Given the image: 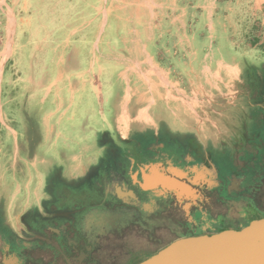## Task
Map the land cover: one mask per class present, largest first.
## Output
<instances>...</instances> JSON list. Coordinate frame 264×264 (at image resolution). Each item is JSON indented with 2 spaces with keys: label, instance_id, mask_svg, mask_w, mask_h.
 <instances>
[{
  "label": "crops",
  "instance_id": "crops-1",
  "mask_svg": "<svg viewBox=\"0 0 264 264\" xmlns=\"http://www.w3.org/2000/svg\"><path fill=\"white\" fill-rule=\"evenodd\" d=\"M240 20H259L264 25V0H0L1 121L2 83L8 68L11 92L23 93L29 105L32 99L39 100L34 111L41 116L39 125L51 137L19 145L15 130L8 127L14 134V150L6 154L0 151V158L11 156L17 161L19 156L30 174L35 164L38 177L37 164L46 162L49 148H57L58 141L75 145L74 153L58 148L68 164V175L55 171L60 178L71 180L96 159L93 149L97 134L101 137L99 151L103 152L116 141H127L133 125L139 126L135 131L149 127L155 131L201 133L204 125L212 123L205 117L209 108L205 98L209 96L204 97L205 86L201 84L208 67L215 63L213 77L225 89L234 80L240 81L243 71L249 68L244 67L247 61L238 54L240 50L232 38ZM186 41L199 48L198 67L206 72L195 75L199 95L192 97L183 95L176 70V46L183 45L180 50L185 56ZM262 43L250 45L251 50L262 48ZM24 49L32 56L25 80L19 69ZM48 51L57 59L55 78L45 84L43 56ZM183 60L178 68L186 65L185 57ZM249 69L262 73L254 65ZM220 88L224 97L226 91ZM104 92L107 96L114 93L112 124L98 128L94 113L89 112L82 97L93 96L101 101ZM47 99L52 105L48 111L43 107ZM84 135L92 138L88 141ZM27 177L29 182L33 176ZM29 195L24 206L29 204Z\"/></svg>",
  "mask_w": 264,
  "mask_h": 264
},
{
  "label": "flooded vegetation",
  "instance_id": "flooded-vegetation-1",
  "mask_svg": "<svg viewBox=\"0 0 264 264\" xmlns=\"http://www.w3.org/2000/svg\"><path fill=\"white\" fill-rule=\"evenodd\" d=\"M259 70L226 87L230 100L201 133L133 125L78 177L49 175L18 229L0 198V264H139L183 241L264 237Z\"/></svg>",
  "mask_w": 264,
  "mask_h": 264
},
{
  "label": "rangeland",
  "instance_id": "rangeland-1",
  "mask_svg": "<svg viewBox=\"0 0 264 264\" xmlns=\"http://www.w3.org/2000/svg\"><path fill=\"white\" fill-rule=\"evenodd\" d=\"M232 23L233 22L231 21L229 26H231ZM235 27L239 30L232 36V38L233 42L235 43V47H237L241 52H239L238 54L243 56L244 60L247 61L244 67L253 68L254 65L255 68H260L261 64H264V25H261L259 20H254L251 22H248L246 20H240L239 22H236ZM231 30H233L232 27L229 28V31ZM259 41L263 42L260 46L262 48H259L255 51L251 50L250 47L253 46L255 43L257 44ZM176 47L177 78L181 79L182 81L181 88L183 91V95L192 97V95H197L199 93L197 91V88H199L200 86L199 83H197L199 82V79H196L195 75L203 76L206 73L205 68L201 69L200 67H198L200 51L197 45L192 44L190 46L187 41L186 45H184V48L186 49L185 56H183L184 52L180 50V47L182 48L183 45H177ZM230 51L232 52V50ZM2 54L3 52L1 53V58ZM6 54L7 53H5V55ZM183 57H185L186 65L178 68V65L183 64L184 62ZM30 58H32V56L31 52L28 49H24L20 52L19 69L24 80L30 72V68L28 66L30 63ZM238 58L242 57L238 56ZM43 59L45 68L47 70L46 79L44 80V83L48 84L55 78L54 65L57 57L52 51H48L43 56ZM190 60L191 66H189ZM215 68V63L213 65H210L208 67L209 70L206 73L205 77L203 76L201 79V84L205 86L204 97L206 95L209 96V98H205V102L209 107L206 110L205 117L207 120H209V122H217V120H219L218 116H214L213 111L214 113H218V115L221 114L223 110L222 108H225L226 104L230 100L229 98H222L221 91L218 90V88H220L219 84H221V82L217 83L216 79L213 77ZM10 77L11 76L9 74V69L6 68L5 76L2 83L1 95V108L4 115L2 117V121L0 118V151H2L3 154H6V151L12 152L14 150V134L12 132L9 133L8 127L15 130V139L18 141L17 143L19 145H23L25 143L30 144L34 142V140L36 141L40 138L46 140H48V137L49 139L51 138L50 134L48 135V133L43 130L44 127H42V125H39L38 118H40L41 116L38 115V117L36 112L34 111V104L36 103L38 106L39 100L32 99L31 105H29V101L27 102V100L23 96V93L21 94L20 92H11V84H9V79H11ZM220 89H223V93L226 90L222 86ZM13 94H16V97L13 98ZM226 95L229 96L232 95V93H228ZM113 96L114 93H112L110 96H107L104 92L101 101L97 100L93 96L89 97L86 95L82 97L84 103H88L89 112L94 113L95 115L94 122L96 127L100 128L101 126H106V124L108 123L109 125L112 124L113 109L111 102L114 101ZM43 107L47 111L52 109L51 99H47ZM206 127L207 126L204 125V128ZM7 130L9 133V140H7ZM111 133L112 137L115 136L112 128ZM84 137L87 138L86 140L88 141L92 138L91 135H84ZM94 138L96 147L93 149V151L96 154L95 157L98 159L100 155H104L101 150L99 151L101 137L97 134ZM56 147L57 148H49L48 152H50V154L47 155L48 157H44V159L46 160L45 163L37 164L38 169L40 171V176L38 177L34 172L35 164H32V173L30 174L28 169L26 170L24 168V166L28 165H25L20 160L19 156H17V161H13V158L11 156L10 158L7 157L6 159L0 158V198L1 200H3L1 213L6 225L18 229L23 214L29 208L38 206L40 204L41 196L44 192H46L44 186L49 175H60V173L63 175H68V164L63 160L64 158L60 156L58 150L63 149L66 152L74 153L77 152V147L75 145H64L61 141L57 142ZM48 168H50V170L52 171L48 172ZM57 170H59L60 173L55 172ZM23 172H26L25 176L23 175ZM28 174L33 176L32 179L29 180V182L27 177ZM163 185L166 186L165 183ZM27 193L30 194L29 204L24 206L23 202L24 199L27 197ZM36 198L38 199L36 200Z\"/></svg>",
  "mask_w": 264,
  "mask_h": 264
},
{
  "label": "water",
  "instance_id": "water-1",
  "mask_svg": "<svg viewBox=\"0 0 264 264\" xmlns=\"http://www.w3.org/2000/svg\"><path fill=\"white\" fill-rule=\"evenodd\" d=\"M264 233V228H261ZM139 264H264V237L188 240L163 251L156 259Z\"/></svg>",
  "mask_w": 264,
  "mask_h": 264
}]
</instances>
